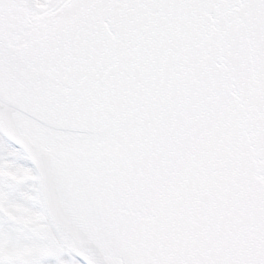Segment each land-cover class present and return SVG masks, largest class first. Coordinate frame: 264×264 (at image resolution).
<instances>
[{
    "label": "snow or ice",
    "instance_id": "6c2138e0",
    "mask_svg": "<svg viewBox=\"0 0 264 264\" xmlns=\"http://www.w3.org/2000/svg\"><path fill=\"white\" fill-rule=\"evenodd\" d=\"M0 264H264V0H0Z\"/></svg>",
    "mask_w": 264,
    "mask_h": 264
}]
</instances>
